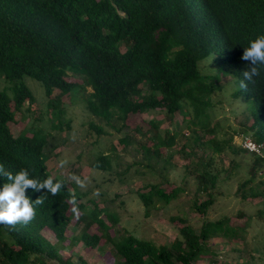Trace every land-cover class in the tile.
<instances>
[{
  "label": "trees",
  "instance_id": "16d2710c",
  "mask_svg": "<svg viewBox=\"0 0 264 264\" xmlns=\"http://www.w3.org/2000/svg\"><path fill=\"white\" fill-rule=\"evenodd\" d=\"M261 34L264 0H0V80L6 83L0 89V164L12 174L28 168L33 177H52L62 184L56 196L27 190L31 200L41 196L44 203L36 206L30 223L15 228L0 225V264H48V260L86 264L82 259L76 263L61 260L58 253L67 240L71 218L76 225L81 224L76 239L86 250L111 247L110 260L103 264H198L203 260L216 264L212 259L215 252L208 246L211 240L244 244V228L229 226L225 217L203 219L197 231L184 217H171L180 226L178 239L169 246L131 235L115 237L110 234L117 221L114 215L93 200L81 202L64 180L47 172L45 161L58 144L46 145L45 139L35 134L16 135L10 123L24 105L26 112L35 110V99L23 82V78H30L40 84L46 98L45 111L38 114H46L50 128L58 131L64 115L62 97L71 100L78 90L89 88L84 109L110 128L128 127L129 116L154 110L173 117L190 109V125L212 132L204 120L208 121L210 98L221 86L218 76L200 72L198 62L213 55L215 70L231 74L237 84L232 96L250 102L244 135L250 134L254 142L264 146V66L254 82L245 81L246 91L239 88L242 73L250 66L241 59L243 50ZM63 124L69 128L68 120ZM156 125L150 122L151 129ZM87 126L96 137L101 134L92 122ZM212 135L216 137L215 132ZM175 136L165 131L163 137L151 135L147 139L150 146L139 144L143 154L140 163L145 162L150 171L158 168V174L166 173L171 165L160 150L172 147ZM190 139L194 147L201 151L207 148L215 155L224 147L233 155H249L231 145V136L201 142L192 130ZM120 141L126 144L128 138ZM249 157L247 178L238 182L234 195L264 203V159L253 154ZM196 161L184 165V169L190 165L191 171L183 172L182 183L187 184L186 173L192 174L194 194L204 193L206 199L198 202L194 198L191 207L204 216L214 201L212 190L230 175L219 180L227 170L214 167L210 154L205 161L201 156ZM108 167L109 156L101 151L90 163V168L97 170ZM5 182L6 178L0 177V188ZM182 191L184 188L175 187L167 193L159 184H146L135 194L146 216L154 202L167 205ZM73 200L79 208L78 218L72 212ZM42 231L50 233L54 242L42 236ZM233 252L238 259L229 264H256L251 253ZM257 258L264 264V256L258 254Z\"/></svg>",
  "mask_w": 264,
  "mask_h": 264
},
{
  "label": "rangeland",
  "instance_id": "374dc122",
  "mask_svg": "<svg viewBox=\"0 0 264 264\" xmlns=\"http://www.w3.org/2000/svg\"><path fill=\"white\" fill-rule=\"evenodd\" d=\"M212 58L213 55H209L198 62L200 72L218 76L221 86L220 92L211 96V105L206 111L209 114L208 121L204 120V123H209L208 129L213 130L212 132L207 133V130L203 131L197 126L190 125V109L187 112L182 111L183 116L176 113L173 117H169L163 111L154 110L129 116L128 127L118 130L110 128L84 109L83 102L86 94L90 92L89 88H85L84 91L78 90L72 95L71 100L68 96L62 97L61 108L64 110V115L60 118L62 130L58 131L50 128L46 114L42 116L38 114L45 111L46 98L40 84L30 78H23V82L35 99V110L32 113L26 112L27 106L24 105L20 112L16 113L14 123H10L11 131L16 135L35 134L36 137L44 138L46 145H49V142L58 144L53 154L45 161L47 172L64 180L81 202L87 204V201L93 200L98 207H104L108 213L114 215L117 221L110 234L113 233L115 237L131 235L154 245L169 246L173 240L178 239L177 229L180 226L178 222H172L171 217H184L195 231L199 229L203 219L216 221L225 217L229 220V226L244 228V244L239 245L240 242L231 241L224 245L221 239L211 240L208 246L215 252L212 256L215 263L229 264L238 259V255L233 252V249H238L251 253L256 258L254 260L256 264H263L257 256L258 254L264 256V203L257 198L242 200L239 195H234L238 182L247 178L246 165L250 162V154L233 155L224 147L215 155L207 148L201 151L194 147L190 139L192 130L201 142L209 138L226 140L231 136V145L237 147L248 121L249 100L232 96L237 88L233 76L218 73L213 66ZM75 80L79 82L78 78ZM3 86H6V83L0 80V89ZM66 120H68V129L63 124ZM53 121L56 122L55 119ZM89 122L101 129L100 135L96 137L95 132L89 129L87 126ZM150 122H155L157 127L151 129ZM165 131L176 135L172 147L160 150L163 156H168L171 168L167 169L166 173L158 174V168L150 171L144 166L145 162L140 163L143 161V154L139 150V144L145 143L148 147L151 141L147 139L151 135L157 134L163 137ZM124 136L128 138L126 144L120 141ZM100 151L109 156V167L106 170L90 168V163ZM209 154L212 156L214 167L227 170V173L221 174L219 180H222L226 174L230 177L212 190L214 201L202 216L195 213L191 206L194 198L200 202L206 199V195L194 194L192 174L186 173L187 184L182 183V175L186 170L191 171L190 165L187 169L183 168L184 165L195 164L200 156L205 161ZM262 154L264 155V151ZM61 160H67L68 163L61 167ZM150 164L156 167L153 161ZM235 165L238 168L234 170ZM73 176L84 181L83 187L72 179ZM146 184H159L167 193L175 187L184 188V191L178 193L167 205L154 202L145 216L135 192ZM260 212L262 215L258 216ZM80 227L81 224L76 225L75 219L71 218L66 229L67 240L58 252L61 260L69 259L76 263L77 260L82 259L86 264H103L110 260L109 245H103L95 251L84 248L76 239ZM41 233L50 243L54 242L50 233L46 231ZM47 263L58 264L54 260H48ZM198 264H207V260Z\"/></svg>",
  "mask_w": 264,
  "mask_h": 264
},
{
  "label": "clouds",
  "instance_id": "9594fccd",
  "mask_svg": "<svg viewBox=\"0 0 264 264\" xmlns=\"http://www.w3.org/2000/svg\"><path fill=\"white\" fill-rule=\"evenodd\" d=\"M241 59L249 63V67L242 73L244 79L240 81L239 88L247 90L248 82H254V78L260 75L261 66H264V34L258 35L255 39L249 41V46L244 48ZM67 160H61L60 166L64 167ZM0 177H5L6 181L0 188V225L8 228H15L17 224L30 223L36 214V206L42 205L44 200L38 196L34 201L27 193L28 189L34 192H47L56 196L62 184L54 181L52 177L43 180L33 177L28 168H21L15 174L5 170L3 164H0ZM72 179L81 187L84 181L79 177L73 176ZM72 212L79 217V208L75 200L71 201Z\"/></svg>",
  "mask_w": 264,
  "mask_h": 264
},
{
  "label": "built area",
  "instance_id": "2783aa9c",
  "mask_svg": "<svg viewBox=\"0 0 264 264\" xmlns=\"http://www.w3.org/2000/svg\"><path fill=\"white\" fill-rule=\"evenodd\" d=\"M238 147L246 151L248 154H253L264 159V156L262 155L263 145L254 142L248 135L240 136Z\"/></svg>",
  "mask_w": 264,
  "mask_h": 264
},
{
  "label": "crops",
  "instance_id": "0c3cea01",
  "mask_svg": "<svg viewBox=\"0 0 264 264\" xmlns=\"http://www.w3.org/2000/svg\"><path fill=\"white\" fill-rule=\"evenodd\" d=\"M262 151H264V146H263V149H262ZM264 156V155H263Z\"/></svg>",
  "mask_w": 264,
  "mask_h": 264
}]
</instances>
